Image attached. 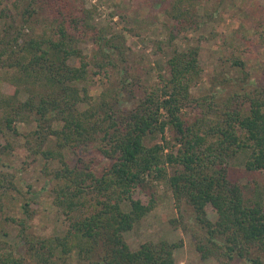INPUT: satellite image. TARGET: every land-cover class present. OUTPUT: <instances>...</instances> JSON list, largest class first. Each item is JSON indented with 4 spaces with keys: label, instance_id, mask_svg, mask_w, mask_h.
I'll list each match as a JSON object with an SVG mask.
<instances>
[{
    "label": "trees",
    "instance_id": "16d2710c",
    "mask_svg": "<svg viewBox=\"0 0 264 264\" xmlns=\"http://www.w3.org/2000/svg\"><path fill=\"white\" fill-rule=\"evenodd\" d=\"M159 1L172 19L169 42L197 30L199 18L209 21L212 9L225 2ZM93 14L85 0H0V78L14 86L9 93L0 89V136L20 134L15 121L34 125L23 135L24 150L58 163L47 172L49 192L68 221L62 235L29 236L34 211L24 201L19 217L5 213L18 188L11 173L0 171V228L14 224L26 246L16 256L0 242V264H66L71 254L90 264H176L179 241H145L135 249L126 243L124 233L154 207L153 192L148 203L135 196L150 182H164L176 203L193 208L194 245L202 259L264 264V192L253 180L241 183L229 174L241 153L247 172L264 170V88H230L226 101L213 93L195 96L191 89L201 73L196 44L174 48L156 81L129 80L124 70L119 87L93 97L84 83L91 61L81 45H95L98 72L114 67L116 57L124 60L123 44L114 42L107 26L96 25ZM229 64L243 67L237 56ZM132 87L140 94L132 92L136 102L126 108L121 90ZM3 140L0 160L12 148ZM89 145L109 160L100 171L78 153ZM64 150L74 154L72 162Z\"/></svg>",
    "mask_w": 264,
    "mask_h": 264
},
{
    "label": "rangeland",
    "instance_id": "374dc122",
    "mask_svg": "<svg viewBox=\"0 0 264 264\" xmlns=\"http://www.w3.org/2000/svg\"><path fill=\"white\" fill-rule=\"evenodd\" d=\"M85 5L93 10L96 25L107 26L108 34L114 37L115 43L123 44L124 49V60L116 57L114 67L98 72V68L94 66V57L99 58L95 45L92 42L81 45L83 53L91 61L89 75L84 83L93 97H97L107 86L119 87L118 78L124 70L128 72L126 78L129 80L136 76L143 83L156 81L159 68H164L174 48L181 51L196 44L199 45L201 73L198 82L191 89L195 96L213 93L217 99L226 101L233 91L242 93L254 88H264V43L261 42L264 41V0H225L212 9V19L205 21L199 18L201 24L197 30H185L172 42H169L167 27L172 19L161 10L159 0H85ZM196 10L200 16L203 13L202 4L196 6ZM236 56L243 62V67L229 64V59ZM226 78L232 81H225ZM230 88L231 92L228 91ZM0 89L9 93L14 86L0 78ZM132 89L121 90V105L126 108H131L136 102L132 92L140 94V88ZM218 106L224 105L218 101ZM185 111L194 114L198 109L184 108L183 112ZM14 125L20 134L7 131L4 136H0V144L4 142L3 139L12 143L11 150L1 155L0 171L11 173L18 188L17 193H13L16 198L6 205L5 213L19 217L22 214L21 203L28 201L29 209L34 214L26 233L40 237L62 235L68 221L52 204L49 192L51 181L47 173L57 167L58 163L46 160L40 154L27 155L23 147V135L33 129L34 125L24 121H15ZM164 135L170 137L168 129ZM78 153L97 171L109 164V160L100 156L94 145L82 146ZM64 154L67 161L74 160L72 152L64 150ZM244 158L245 155L241 153L233 160L229 168L230 176L241 183L251 179L264 192V170L247 172L243 165ZM148 186L138 189L135 196L143 203H148L153 192L154 207L131 230L124 233L126 243L135 249L145 241H179V246L173 252L176 264H219L216 256L202 259L194 245L193 208L184 200L176 203L164 182H150ZM207 212L211 219L215 218L208 207ZM17 233L18 228L14 224H3L0 228V242L11 248L16 256H21L25 252V239ZM66 264L90 263L81 262L76 254H71ZM229 264L249 263L234 257Z\"/></svg>",
    "mask_w": 264,
    "mask_h": 264
}]
</instances>
